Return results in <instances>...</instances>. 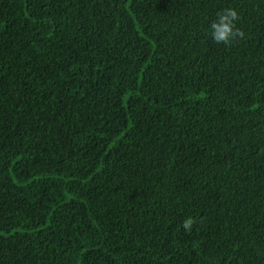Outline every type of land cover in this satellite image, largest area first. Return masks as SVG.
I'll use <instances>...</instances> for the list:
<instances>
[{"label": "trees", "instance_id": "16d2710c", "mask_svg": "<svg viewBox=\"0 0 264 264\" xmlns=\"http://www.w3.org/2000/svg\"><path fill=\"white\" fill-rule=\"evenodd\" d=\"M0 264H264V0H0Z\"/></svg>", "mask_w": 264, "mask_h": 264}, {"label": "clouds", "instance_id": "9594fccd", "mask_svg": "<svg viewBox=\"0 0 264 264\" xmlns=\"http://www.w3.org/2000/svg\"><path fill=\"white\" fill-rule=\"evenodd\" d=\"M241 20L240 13L233 7H226L216 13V19L210 25L211 39L225 48H231L235 43L244 38V31L238 27ZM195 223V218L187 217L182 222V227L189 231Z\"/></svg>", "mask_w": 264, "mask_h": 264}]
</instances>
